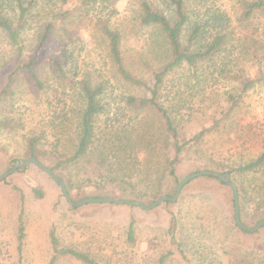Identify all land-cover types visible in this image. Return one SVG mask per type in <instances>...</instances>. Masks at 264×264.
<instances>
[{"label":"rangeland","instance_id":"374dc122","mask_svg":"<svg viewBox=\"0 0 264 264\" xmlns=\"http://www.w3.org/2000/svg\"><path fill=\"white\" fill-rule=\"evenodd\" d=\"M0 1L5 10L16 8L11 0ZM152 2L164 13H169L170 7L162 0ZM137 4L138 0H117L114 3L112 0H68L66 3L63 0H36V6L30 10L25 29L20 34V60L32 56L38 42L37 36L48 22H52L54 28L50 40L37 50L35 72L41 86L23 72L14 82L12 91L0 96V174L18 159L27 158L24 155L26 141L33 134L42 132L45 136L40 144L43 152L39 151V156L43 155L38 159L48 168L54 164L52 148L58 139L60 144L56 149L67 154L71 152L76 136V109L82 104L74 84L86 72L106 87L102 95L106 112L99 117L97 125L102 127L106 116H109L112 123L119 127L122 123H117L116 118L123 124L133 121L134 126L139 127L134 111L125 105V98L130 94H139V91L115 73L100 32V23L105 19H110L112 25L122 30V49L127 66L137 74L148 77L146 63L155 67L163 62L165 54L160 47V37L152 29L139 27L136 23L134 10ZM240 6L241 0H194L190 5L192 20L200 24L211 21L212 12L230 22L239 13ZM65 10L69 11L67 17L53 18L55 12ZM18 45L12 44L0 30V91L12 72L13 62L18 56ZM55 58L62 61L66 76L64 80L52 65ZM229 88V81L209 63L182 65L164 78L161 101L167 108H180L179 114L186 120L183 121L185 128L182 135H188L211 126L209 114L219 106L223 92ZM147 116L150 118L153 115L150 113ZM7 118L11 122L5 124ZM236 122L250 123L256 129V138L247 140L231 134L230 141L224 129L214 131L201 145L192 147L182 155L177 168L180 179L201 168L197 160L203 150L217 151L218 155H214L216 159L228 165L242 155L248 157L258 152L261 144H264L262 88L249 93L243 110L234 117ZM132 139L136 140L134 136ZM138 148L141 157L148 152L147 148L144 151L142 145L135 150ZM88 166L89 163L81 159L71 169L72 178L77 182L84 181V169ZM96 176L97 173L91 174L93 181L97 180ZM231 178L243 187L239 199L243 223L253 226L264 219V167L247 175L234 172ZM12 184L18 185L25 197L26 236L22 264H47L50 256L47 228L52 222L64 244L84 249L100 264H158L160 255L169 248L174 254L168 256L163 264L197 261L264 264V226L253 233L234 226V209L230 206L232 190L228 185L197 177L183 186L175 202H162L151 210L104 205L97 212L90 213L88 204L70 208L57 183L32 163L23 165L0 182V264H21L15 236L20 204L18 194L10 189ZM165 185L166 192H170V183ZM34 189L43 192V197H35ZM93 189L87 187L82 191L84 193L73 190L72 198L80 200L82 196L89 197ZM55 204L58 209L53 212ZM171 213L177 219L176 237L181 251H177L175 245H170L167 236ZM130 216L135 220L134 244L127 243L125 237ZM59 264L77 263L65 261Z\"/></svg>","mask_w":264,"mask_h":264},{"label":"trees","instance_id":"16d2710c","mask_svg":"<svg viewBox=\"0 0 264 264\" xmlns=\"http://www.w3.org/2000/svg\"><path fill=\"white\" fill-rule=\"evenodd\" d=\"M11 1L15 2L16 11L14 8L5 10L3 2L0 1V30L6 34L12 44L18 45L20 34L25 29L30 10L36 6V0ZM112 1L114 3L117 0ZM162 1L170 7L168 14L155 6L152 0H138L136 10H134V19L138 26L152 29L160 37V47L165 54L163 62L155 67L146 63L148 77L137 74L127 66L122 49L123 31L112 25L110 19L102 20L100 23V32L105 39L107 55L115 73L139 91V94L128 95L125 98V105L134 111L135 119L140 125L138 128L135 127L133 121L123 124L116 118L117 123H122L119 127L112 123V118L106 116L104 125L98 126L99 117L105 115L106 112V103L102 100L106 88L104 83L97 81L89 72L84 73L83 77L75 82L74 85L82 101L76 109L74 120L75 141L71 152L67 154L56 149L60 144L58 139L52 148L54 151L52 153L55 155L54 164L49 167L56 176L63 179L71 198L73 190L84 193L82 191L91 186L94 188L90 192L91 196L125 198L150 204L163 194L173 195L174 187L180 180L177 168L182 161V155L192 147L201 145L204 139L211 136L214 131L224 129L230 141L233 136L231 134H235L233 136L235 138L245 137L247 140L256 138L255 136L258 135L250 123H234V117L243 110L246 97L251 91L259 87L264 91V0H241L240 11L232 21H224L220 14L212 12L211 21H204L203 24L192 20L190 5L194 0ZM63 2L66 3L68 0H63ZM68 15L69 11L65 10L55 12L53 18H64ZM260 19L263 24L260 23ZM189 24L190 29L186 30ZM53 28L52 22L44 26L37 36L38 42L29 59L20 60L22 47L18 45V56L13 62L12 72L7 77L6 85L0 91V96L12 91L14 82L23 72L28 73L35 83L41 86V81L35 72L37 50L50 40ZM198 63H209L216 67L220 74L229 81L230 88L223 92V99L219 106L212 109L209 114L211 126L182 135V130L185 128L183 121L186 120L179 114L180 108L173 109L164 106L161 101L162 86L164 78L175 68L182 65L196 66ZM52 65L61 75V79H66L62 61L55 58ZM139 112H145V114L141 115ZM150 113L153 116L148 118L147 115ZM9 122H11L9 118L4 121L5 124ZM133 136L136 140L132 139ZM44 137L41 132L27 138L24 151L27 158L42 157L43 154L39 156V151H42L40 144L45 140ZM138 145H142L144 151L146 148L148 150L142 157L140 149L135 150ZM200 153L197 161L201 168L196 171L207 168L229 172L231 176L234 172L245 175L256 173L264 167V144H261L260 149L253 156L242 155L232 165L223 164L222 161L217 160L214 156L218 155L217 151L207 149ZM81 159H85L89 166L84 169L85 180L77 182L72 178L71 169ZM92 173H97V180H92ZM200 178L212 179L221 185H226L221 180L210 176ZM166 183H170L171 186V191L168 193ZM236 184L240 199L243 187H240L237 182ZM10 189L19 197L20 210L16 217V249L21 259L26 231L25 197L18 185L12 184ZM33 193L37 198L43 197V192L39 189H34ZM72 199L79 200L74 197ZM104 205L119 206L112 203H94L87 206L90 208V213H95L100 206ZM125 206L130 209L135 207ZM230 206L233 210V200ZM70 208L74 207L70 206ZM239 208L243 211L242 204ZM57 209L55 204L53 212ZM228 210L230 211L229 206ZM240 219L244 222L241 213ZM134 224L135 220L130 216L125 230L126 241L129 244H134L136 241ZM233 224L238 227L234 220ZM176 225V216L171 213L166 231L167 236L170 245H175L176 250L181 251V244L176 237ZM47 238L50 246L47 264H59L65 261L77 264H100L84 249L64 244L53 222L47 228ZM173 254L174 251L169 248L160 255L158 264H163L164 260ZM190 264L211 263L197 261Z\"/></svg>","mask_w":264,"mask_h":264},{"label":"water","instance_id":"95a60500","mask_svg":"<svg viewBox=\"0 0 264 264\" xmlns=\"http://www.w3.org/2000/svg\"><path fill=\"white\" fill-rule=\"evenodd\" d=\"M31 163L35 164L38 168L46 172L48 176H50L57 183L64 198L73 207H80L86 204H94V203H112L116 205L135 206V207H140L144 210H151L162 202H175L181 189L189 181L197 177H201V176H210V177L221 180L222 182H224L226 185H228L231 188L232 198H233V207H234V221L241 230L249 232V233H253L261 226H264V219L257 221L253 226H247L241 221L238 187L236 183L231 179L229 172H219V171L210 170V169H201L195 172H191L185 175L182 179L178 181V183L175 186L173 195L171 196L165 195V194L161 195L160 197H158L156 200H154L150 204H145L144 202L139 201V200H132V199L130 200V199H125V198L116 199V198L108 197V196H89V197H85L80 200L74 201L69 195L67 187L63 179L56 176L50 168L43 165L37 158L33 156L29 158L18 159L17 161H15L14 164L9 169L5 170L4 172L0 174V182L3 181L6 177H8L10 174L15 172L18 168L22 167L23 165H28Z\"/></svg>","mask_w":264,"mask_h":264},{"label":"crops","instance_id":"0c3cea01","mask_svg":"<svg viewBox=\"0 0 264 264\" xmlns=\"http://www.w3.org/2000/svg\"><path fill=\"white\" fill-rule=\"evenodd\" d=\"M18 215V214H17ZM16 233V232H15ZM16 236V235H15ZM25 236H26V231H25ZM16 243H17V238H16ZM24 243H25V237H24ZM24 243H23V248H24ZM49 244V243H48ZM16 246H17V244H16ZM50 247V246H49ZM17 250V249H16ZM22 252H23V250H22ZM18 253V252H17ZM18 256V261L19 262H21V264H22V260H23V257L21 256V259H20V257H19V254L17 255Z\"/></svg>","mask_w":264,"mask_h":264}]
</instances>
